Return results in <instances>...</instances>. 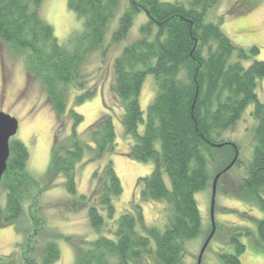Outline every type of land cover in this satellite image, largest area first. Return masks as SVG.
Returning a JSON list of instances; mask_svg holds the SVG:
<instances>
[{
	"label": "trees",
	"instance_id": "trees-1",
	"mask_svg": "<svg viewBox=\"0 0 264 264\" xmlns=\"http://www.w3.org/2000/svg\"><path fill=\"white\" fill-rule=\"evenodd\" d=\"M43 1L0 0V46L22 60L27 81L42 88L57 120L49 173L53 178H63L74 200L72 206L78 208L77 201L82 203L89 226L98 235L94 242L70 239L76 250L75 263L146 264L154 257L157 264H181L186 244L202 233L195 197L206 191L215 177L223 176L236 157L234 167L239 165L238 145L223 136L236 126L250 105L257 120L254 153L247 178L237 192L242 201H249L247 196H259L264 189V104L256 94L258 81L264 78V62L255 61L244 68L241 62L249 59L246 53L236 48L219 24L206 22V14L217 0H192L189 5L128 0L129 9L120 18L112 42L127 38L136 14L145 13L149 22L141 28L140 39L116 59L112 90L124 111L121 123L131 143L128 157L154 164L153 173L139 179L141 200L165 204V225L146 227L137 204L115 220V201L123 195V186L111 159L118 145L113 118L103 115L81 135L76 127L84 118L68 110V100L72 89H85L83 69L88 58L99 52L104 57L110 50L104 42L119 0H67L69 10L83 21V29L65 44L40 17ZM252 53H258V49H252ZM148 76L153 77L155 97L145 120L140 96ZM94 95V89L87 91L76 103L82 104ZM71 121L72 130L67 135ZM141 125L143 133L139 132ZM10 152L7 171L0 181L6 195L0 219L5 225L23 219L27 227L29 220L23 206L32 200L31 219L45 228L28 238L26 244L29 242L32 248L26 252L30 256L13 264H54L60 258L58 235L46 230L41 215L39 198L44 189L28 170L30 154L26 146L13 141ZM216 156L225 165L212 178L210 162ZM86 162L97 165L92 174L94 188L89 196H78L77 169ZM215 225L214 237L219 228ZM258 226L264 241V220ZM26 227H18L17 231L27 235L30 230ZM213 230L212 225L204 243ZM241 236L233 235L230 244L235 252L221 255L224 264H240L245 252Z\"/></svg>",
	"mask_w": 264,
	"mask_h": 264
},
{
	"label": "rangeland",
	"instance_id": "rangeland-1",
	"mask_svg": "<svg viewBox=\"0 0 264 264\" xmlns=\"http://www.w3.org/2000/svg\"><path fill=\"white\" fill-rule=\"evenodd\" d=\"M160 1L189 5L192 0ZM128 9V0H119L115 18L107 30L104 42V47H110V50L104 57L99 52L88 58L83 69L87 84L83 90H71L68 110H74L84 118V121L76 127L81 135L103 115L107 114L113 118L118 145L111 159L123 186V195L115 201V220L125 211L133 210V206L137 204L142 208L146 227H164L165 204L156 201L142 202L138 188L139 179L150 176L154 171V164L139 163L128 157L131 143L124 136V126L121 123L124 111L112 90L116 59L127 46L140 39L141 28L149 22L145 13L136 14L127 38L120 43H113L119 20ZM39 14L42 20L53 28L60 43L65 44L74 33L82 32L83 21L69 10L67 0H44ZM206 22L219 24L223 33L236 48L246 53L249 59L241 62L244 68L248 69L255 61L264 62V0H248L247 2L246 0H217V4L208 10ZM255 48L258 49V53L253 54L252 49ZM234 59L233 61H236ZM26 78L23 61L7 54L5 48L0 46V111L18 120L19 131L11 142L19 141L26 146L30 154L28 170L44 189L39 198L41 215L46 222V230L51 233L56 232L58 235L56 244L60 251V258L54 264H76V250L70 239L73 242L82 238L94 242L98 235L89 226L86 208L82 207V203L77 201L78 208L72 206L74 200L66 191L63 178H53V175L49 173L57 120L46 103L42 88L35 82L29 83ZM153 81L152 76L146 78L140 96L145 120L149 105L155 97ZM93 89L95 95L92 98L82 104L76 103L77 98ZM256 94L259 101L264 104V78L258 81ZM253 112L254 106L250 105L236 126L223 136L224 140L238 145L239 165L233 167L221 178L215 208V222L219 228L204 255L202 264H224L221 255H230L235 252V247L230 244V241L236 234L242 235L239 241L245 246V252L240 256V264H264V241H261L258 229V222L264 220V189L259 196H247L249 193L243 192L245 196L250 197L249 201H242L237 192H240V186L247 178L248 168L253 158L257 126ZM71 130L72 121L68 123L67 135H70L68 133ZM143 131L144 125H141L139 132L143 133ZM210 164L212 178L216 171L225 165L224 160L219 156H216ZM96 167V164L86 162L77 169L78 196L91 194L94 188L92 174ZM164 179L170 187L166 174ZM212 184L211 181L208 189L195 197L202 217V233L186 244V256L181 264L197 263L201 247L211 229ZM228 184L232 186L228 188ZM5 196V190L0 184V210L5 206ZM32 204L33 201L29 200L23 206L26 219L29 220H27L28 223L25 221L27 227L23 219L7 225L2 218L0 219V264H13V261L17 262L25 256L29 257L26 250L32 248V244L29 242L28 245L26 244L28 238L45 229L42 224L33 222L34 220L31 219L29 207ZM24 226L30 230L27 235L17 231L18 227ZM138 230L141 231L140 227ZM40 240L41 238L37 241ZM145 262L157 264L154 257Z\"/></svg>",
	"mask_w": 264,
	"mask_h": 264
},
{
	"label": "water",
	"instance_id": "water-1",
	"mask_svg": "<svg viewBox=\"0 0 264 264\" xmlns=\"http://www.w3.org/2000/svg\"><path fill=\"white\" fill-rule=\"evenodd\" d=\"M19 131V122L15 118H12L8 114L0 111V181L2 180L4 174L7 171L8 161L11 155L10 152V144L11 140L17 135ZM237 161V157L235 161L223 171V174L229 172L235 165ZM222 174H219L213 183L212 186V198H211V217H212V225L214 227L213 232L208 237L206 242L201 248V251L198 256L197 264H202L204 255L209 247L214 234H215V206H216V195H217V185L218 181Z\"/></svg>",
	"mask_w": 264,
	"mask_h": 264
},
{
	"label": "flooded vegetation",
	"instance_id": "flooded-vegetation-1",
	"mask_svg": "<svg viewBox=\"0 0 264 264\" xmlns=\"http://www.w3.org/2000/svg\"><path fill=\"white\" fill-rule=\"evenodd\" d=\"M231 186H232L231 184L230 185L228 184V188H230ZM226 191H227V189H226Z\"/></svg>",
	"mask_w": 264,
	"mask_h": 264
}]
</instances>
